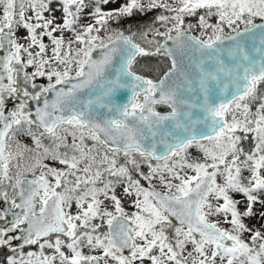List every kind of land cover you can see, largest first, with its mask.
Here are the masks:
<instances>
[{"label": "snow or ice", "instance_id": "obj_1", "mask_svg": "<svg viewBox=\"0 0 264 264\" xmlns=\"http://www.w3.org/2000/svg\"><path fill=\"white\" fill-rule=\"evenodd\" d=\"M110 2L0 0V248H40L7 264H264L244 223L257 204L264 219V0ZM154 9L142 30L110 26Z\"/></svg>", "mask_w": 264, "mask_h": 264}, {"label": "rangeland", "instance_id": "obj_2", "mask_svg": "<svg viewBox=\"0 0 264 264\" xmlns=\"http://www.w3.org/2000/svg\"><path fill=\"white\" fill-rule=\"evenodd\" d=\"M88 2L90 4H92V3H94V0H88ZM126 2H127V0H116L115 3H111L110 2L109 4L103 5L102 7H103V10L107 11V10H111V9L117 8L121 4H124ZM168 2L171 3L172 0H168ZM52 6L56 7L57 4L54 3ZM90 10L91 9H86L85 10V15L82 16V18L80 20V24H85V23L91 22L90 17L87 16V12L90 11ZM153 11H155V12H154V14H151V15H148V13H145V14H141L140 13L141 17L138 16L136 19L134 17L132 19V22H131L130 19H128V17H125V19L122 18L119 21H113V22L110 23V26H111L112 29L125 30V29H123L125 27L126 30H128V29H131L132 31L142 30V29L146 28L149 24H151L152 21L154 20V17L157 14H159L161 11H163V10L162 9H154ZM165 14H168V13H165ZM28 15H31V12H29ZM48 15L49 14L46 12L45 16H48ZM61 15H62V13L60 11H56L55 12V16H56L58 22L60 21ZM257 20H259V19H257ZM148 21H149V23H148ZM33 22H35V21H33ZM196 22H197V17H195V16L194 17H186L185 18V24H189V23L195 24ZM133 24H135L134 27H132ZM155 26L159 27L160 31H164L165 30L159 24H156ZM41 31H43V29H39V32H41ZM19 34L21 36H23V35H26V32H25V30L21 29ZM37 34H39V33H37ZM103 34H104L103 32L100 33V35H103ZM126 34H127V32H126ZM193 34H198V29L194 30ZM54 35L55 36H60L61 33L57 32V33H54ZM63 35H64V38H65V41H67V39L72 35V33L68 32V31H65L63 33ZM173 35H174V33H173ZM46 38H48V37L46 36ZM46 45L47 46L51 45V40L49 38L47 39ZM153 70H155V69L153 68ZM28 71L31 72V71H34V69L32 68V69H30ZM154 72L155 71H153L152 74H155ZM250 146H251V140L250 139L243 143V147L245 148V150H248L250 148ZM191 152H192V154L194 156L199 154L196 149H192ZM143 170L145 172H147V167L145 166L143 168ZM244 175L245 176L248 175L247 171L244 172ZM157 188L160 189L158 185H157ZM230 195L232 196L233 199L241 201V203L238 205V209L240 211H243L245 197L242 194H238V193H230ZM211 202L214 205L217 203V201H215V200H212ZM219 202L222 203L223 201L221 200ZM124 207H125V210L128 211V212H132V211L135 210L134 208L130 207L129 202H127V201H125ZM71 211L73 213H75V211H76V205H75L74 202L72 204ZM254 211L256 212V215L252 216V217H249V218H245L244 219V223L249 228H253V229L260 230V231L264 232V227H262V225H264V219H262L260 217V215H259V213L261 211V206L259 204L255 205ZM209 219L213 220V221H220L221 222L220 223L221 227H224V228H230L231 227L229 224L223 223V216L222 215L210 217ZM229 219H230V217H229ZM243 238L247 240L249 238V233H244ZM11 248H15L16 252L13 253L9 247L0 248V264H7V257L10 256V255H15L17 258H19L21 253H23V255L26 257L27 253H29V252H39L40 251L39 245H34L31 248L25 247L24 245H17V246H11ZM189 248H190V246H189ZM44 251H45V254H48V255L52 254V250L51 249H47L46 248V249H44ZM64 251L67 253L68 250L64 249ZM84 251L87 252V249H85ZM57 264H58V262H57Z\"/></svg>", "mask_w": 264, "mask_h": 264}, {"label": "flooded vegetation", "instance_id": "obj_3", "mask_svg": "<svg viewBox=\"0 0 264 264\" xmlns=\"http://www.w3.org/2000/svg\"><path fill=\"white\" fill-rule=\"evenodd\" d=\"M37 33H39V29L37 30ZM47 39H48V38H46V36L42 38V42H43L45 45H46ZM66 42H67V41H66ZM51 46H52V45H48V51H49V54H50ZM35 50H38V49L34 48L33 51H35ZM2 54H3V53H0V55H2ZM30 69H32V68H29L28 70H30ZM165 70H166V69H165ZM161 75H162V74H161ZM6 82H7V81L5 80V83H6ZM35 82L37 83L38 86H39V85L47 86V83H48L46 77H38V78L36 79ZM13 106H14V102H13L12 100H9V101L7 102V108H8V109H11ZM30 107L33 108V110H34V105H31V104H30ZM158 110L161 111V112H164V111H166V106H158ZM69 139H70V138H69ZM87 143L91 144V141H87ZM142 184H144L145 187H148L147 182L142 181ZM157 190H161V189H158V188H157ZM7 207H8V206H7L6 204H4L2 201H0V210H2V209H4V208H7ZM6 219H7V220H11V216L9 215ZM0 225H1L0 227H5V226H7V225H6V221H0ZM10 235H19V232L12 233V234H10ZM18 241H19V240H13L11 246H17V245H19V244H18ZM22 245H23V244H22ZM24 246H25V247H28V248H31V247H33L34 245H24ZM32 249H33V248H32Z\"/></svg>", "mask_w": 264, "mask_h": 264}, {"label": "water", "instance_id": "obj_4", "mask_svg": "<svg viewBox=\"0 0 264 264\" xmlns=\"http://www.w3.org/2000/svg\"><path fill=\"white\" fill-rule=\"evenodd\" d=\"M256 23H264V21H261V20H257ZM193 34V33H192ZM249 51L251 53V55L255 56L257 60H259V54L258 53H255L251 50V40H249ZM168 46L171 47L172 46V42L169 41L168 42ZM179 59H181L184 63L185 66H187L189 64V62L191 60H194L195 57H194V54L191 53V52H186L182 57H179ZM128 91L127 89H118L117 92L114 94V103L116 102H123L125 100V98L127 97L128 95ZM189 97L191 96V94H187ZM49 98H51V96H49ZM98 111H101V110H98ZM1 226V225H0ZM20 235V233H19ZM18 244L19 245H22L23 244V241L22 240H19L18 241Z\"/></svg>", "mask_w": 264, "mask_h": 264}, {"label": "trees", "instance_id": "obj_5", "mask_svg": "<svg viewBox=\"0 0 264 264\" xmlns=\"http://www.w3.org/2000/svg\"><path fill=\"white\" fill-rule=\"evenodd\" d=\"M154 12H155V11L148 12V15L154 14ZM138 16L141 17L140 13H139L138 11H135V10H134L133 15H132L131 17H128V19H130L131 22H132V19H133L134 17H135V19H136ZM124 19H125V18H124ZM110 23H111V22H110ZM148 23H149V21H148ZM134 26H135V24L132 25V27H134ZM123 29L126 30L125 27H124ZM131 31H132V30H131ZM126 32H127V30H126ZM150 62H151V64H152V67L155 69V70H153V71H155V72H154L155 74H152L153 76L161 75V74L163 73V71H165V69H166V65L169 64V61H168L166 58H164L163 56H158V57L150 58ZM142 63H143V61H142ZM152 73H153V72H152Z\"/></svg>", "mask_w": 264, "mask_h": 264}]
</instances>
